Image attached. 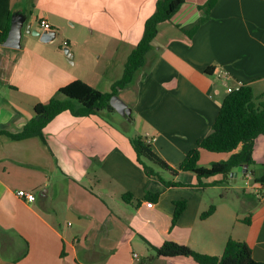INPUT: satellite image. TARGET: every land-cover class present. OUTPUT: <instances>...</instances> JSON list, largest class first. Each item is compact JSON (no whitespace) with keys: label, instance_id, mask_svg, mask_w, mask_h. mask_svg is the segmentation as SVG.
Wrapping results in <instances>:
<instances>
[{"label":"crops","instance_id":"obj_1","mask_svg":"<svg viewBox=\"0 0 264 264\" xmlns=\"http://www.w3.org/2000/svg\"><path fill=\"white\" fill-rule=\"evenodd\" d=\"M207 1L188 0L159 26L147 64L118 94L132 120L117 111L85 117L63 112L45 128V143L0 135V264H198L189 257H156L153 249L174 241L221 256L229 239L246 242L253 258L264 262V190L257 197L237 185L241 175L244 181L261 177L264 135L255 142L253 173L239 168L229 181L205 180L214 182L206 188L192 173L173 178L170 172L166 180L183 185L165 187L147 176L131 144L146 137L178 168L211 133L229 93L248 84L256 98L264 94V0H218L189 37L182 27L205 16L199 6ZM156 2L0 0V37L10 16L24 20L18 48L0 43V129L20 132L36 105L75 80L109 92ZM57 36L67 43L64 51ZM231 155L202 149L199 164ZM19 190L33 192L36 200L19 198ZM181 200L187 207L173 225ZM211 205L215 212L202 219Z\"/></svg>","mask_w":264,"mask_h":264},{"label":"trees","instance_id":"obj_2","mask_svg":"<svg viewBox=\"0 0 264 264\" xmlns=\"http://www.w3.org/2000/svg\"><path fill=\"white\" fill-rule=\"evenodd\" d=\"M187 1L157 0L154 13L145 22L142 38L124 65L122 78L112 84L109 92H103L83 80H75L62 87L57 96L48 102L36 105L35 116L25 124L20 132L14 133L0 129V135H5L13 141L37 137L45 143V128L63 112H70L77 117H85L104 110L116 111L110 104L111 98L118 95L120 91L133 86L136 82L137 72L147 64V56L159 33V26L171 21ZM217 1L208 0L205 4L200 5L199 9L205 12V16L199 18L188 28L182 27L189 37H193L201 25L208 21L211 10ZM11 24L12 16L9 17L7 27L0 37L1 44L6 41ZM262 135H264V94L256 98L252 88L248 84H243L224 98L211 133L197 141L196 147L187 153L178 168L170 166L155 153L152 143L146 137H135L131 140V144L136 153V160L143 167L147 176L156 177L165 187H179L183 184L175 180H166L155 170V166L170 172L173 178L180 173H192L198 179L197 186L206 188L213 186L214 182L206 183L205 180L221 176L229 181L236 169H244L245 166H248L245 175L249 172L253 173L251 168L255 165L254 146L256 140ZM202 149L215 153H232V155L226 161L212 163L206 167L199 164ZM254 182L264 188V165L261 177L255 178ZM129 195H125L124 199L128 200ZM157 198V194L147 195L149 200ZM186 207L185 200L175 202L173 225L180 219ZM215 209L216 206L211 205L202 214V219L211 216ZM153 250L156 257H189L198 264H264V262L253 258L252 249L246 242L234 239L228 240L221 256L201 254L174 241H166L161 247Z\"/></svg>","mask_w":264,"mask_h":264},{"label":"water","instance_id":"obj_3","mask_svg":"<svg viewBox=\"0 0 264 264\" xmlns=\"http://www.w3.org/2000/svg\"><path fill=\"white\" fill-rule=\"evenodd\" d=\"M23 18L21 15H15L12 18V24L10 28L9 35L4 42V46L9 48H18L20 45V38H21V29L23 26ZM54 36V33H45L43 35V39L47 40L48 38L51 39ZM66 54H69V50H65ZM111 106L122 116L131 117L132 116V109L131 107L124 102L118 95H115L111 98L110 101ZM248 166L244 167V172H247Z\"/></svg>","mask_w":264,"mask_h":264},{"label":"built area","instance_id":"obj_4","mask_svg":"<svg viewBox=\"0 0 264 264\" xmlns=\"http://www.w3.org/2000/svg\"><path fill=\"white\" fill-rule=\"evenodd\" d=\"M41 26L46 29L47 31H52V26L50 25L49 22L45 21V20H41L40 21ZM65 45H67V43L65 42ZM245 190L250 192L251 194H255V196L260 197L264 188L262 186H260L258 183L254 182V181H250V180H246V186H245ZM17 196L27 202H34L36 200V195L33 192H28L25 190H19L17 192ZM148 207H152L153 203L148 202L147 203Z\"/></svg>","mask_w":264,"mask_h":264},{"label":"rangeland","instance_id":"obj_5","mask_svg":"<svg viewBox=\"0 0 264 264\" xmlns=\"http://www.w3.org/2000/svg\"><path fill=\"white\" fill-rule=\"evenodd\" d=\"M146 22V21H145ZM144 25H145V23H144ZM56 45L57 46H59V47H61V49H63V51H64V49H65V39L63 38V36H60V37H56ZM103 57H102V61H103ZM103 85H107V84H103ZM155 168V170L157 171V172H159L160 173V175L163 177V178H165V176L167 177V171H164V170H162V169H160V168H158L157 166H155L154 167ZM166 179V178H165ZM238 186H246V181H244L243 179H242V175L240 176V180L238 181V184H237Z\"/></svg>","mask_w":264,"mask_h":264}]
</instances>
